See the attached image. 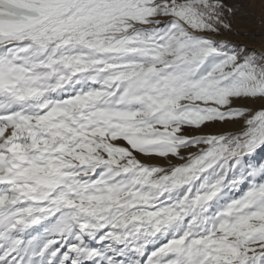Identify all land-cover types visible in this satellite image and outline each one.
I'll return each mask as SVG.
<instances>
[{"label": "snow or ice", "instance_id": "snow-or-ice-1", "mask_svg": "<svg viewBox=\"0 0 264 264\" xmlns=\"http://www.w3.org/2000/svg\"><path fill=\"white\" fill-rule=\"evenodd\" d=\"M239 7L264 0H0V264H264Z\"/></svg>", "mask_w": 264, "mask_h": 264}, {"label": "rangeland", "instance_id": "rangeland-1", "mask_svg": "<svg viewBox=\"0 0 264 264\" xmlns=\"http://www.w3.org/2000/svg\"><path fill=\"white\" fill-rule=\"evenodd\" d=\"M230 3L246 4L247 0H229ZM233 23L241 33L225 34V38L233 43L254 48L257 51L264 50V12L259 7H239L237 15L233 17Z\"/></svg>", "mask_w": 264, "mask_h": 264}]
</instances>
